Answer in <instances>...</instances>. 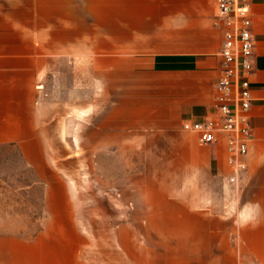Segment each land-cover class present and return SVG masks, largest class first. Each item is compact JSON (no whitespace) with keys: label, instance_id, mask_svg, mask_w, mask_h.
Here are the masks:
<instances>
[{"label":"crops","instance_id":"0c3cea01","mask_svg":"<svg viewBox=\"0 0 264 264\" xmlns=\"http://www.w3.org/2000/svg\"><path fill=\"white\" fill-rule=\"evenodd\" d=\"M251 10L234 186L224 145L182 129L216 111V0H0V156L40 193L33 229L0 214V264H264V0Z\"/></svg>","mask_w":264,"mask_h":264},{"label":"built area","instance_id":"2783aa9c","mask_svg":"<svg viewBox=\"0 0 264 264\" xmlns=\"http://www.w3.org/2000/svg\"><path fill=\"white\" fill-rule=\"evenodd\" d=\"M252 0H216V19L223 34L222 68L216 85V111L212 118L185 122L182 129L198 136L202 144L222 143L232 175L239 186L248 169L249 145L253 141L250 111L252 76L256 52Z\"/></svg>","mask_w":264,"mask_h":264},{"label":"rangeland","instance_id":"374dc122","mask_svg":"<svg viewBox=\"0 0 264 264\" xmlns=\"http://www.w3.org/2000/svg\"><path fill=\"white\" fill-rule=\"evenodd\" d=\"M82 159V158H81ZM73 163H77L76 160H72ZM64 164V162H61ZM21 165L19 158L14 156H0V214L2 216H19V214L26 215L27 219L24 218L22 221L17 220L12 217L10 220L12 224H17V226L25 225L26 221L28 223V228H32L37 222L35 220L36 215L40 214L39 206V191L35 189H28V192L23 194L20 193L19 185V172L15 170ZM16 168V169H14ZM82 175V174H81ZM79 181L83 185V177H78ZM29 183L31 182L29 174ZM81 192L83 190L81 189ZM98 194V193H97ZM98 199V198H97ZM9 221V220H6Z\"/></svg>","mask_w":264,"mask_h":264}]
</instances>
